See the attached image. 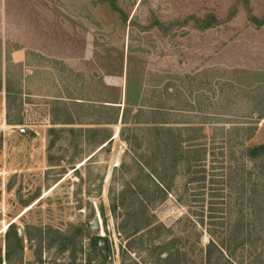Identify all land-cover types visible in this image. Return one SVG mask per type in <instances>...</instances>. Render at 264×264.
<instances>
[{"label":"rangeland","instance_id":"1","mask_svg":"<svg viewBox=\"0 0 264 264\" xmlns=\"http://www.w3.org/2000/svg\"><path fill=\"white\" fill-rule=\"evenodd\" d=\"M208 15L216 21L201 28ZM17 48L69 61H54L58 85L48 87L59 98L63 89L64 100L34 97L32 89L45 86L38 78L21 92L10 63ZM4 58L10 83L0 89V264H68L69 252L47 248L52 233L45 232L78 226L85 230L77 261L100 235L111 264H131L122 249L139 226L151 241L187 235L173 264H204L200 246L224 231L228 212L239 207L229 189L241 182V143L264 144V0H0V75ZM129 86L142 110L163 106L164 125L200 128L193 143L204 146L205 159L188 174L171 178L170 162L154 161L171 183L164 198L143 165L155 148L151 134L134 129L135 107L126 123H102L114 115L103 104L122 110ZM251 125L256 130L245 140ZM234 126L244 129L229 131ZM180 134L189 139L193 132ZM229 164L238 166L230 181ZM135 185L149 191L137 197ZM143 198L147 207L129 209ZM95 217L99 231L91 227ZM11 223L22 229L23 248L21 259L8 262ZM33 226L42 228L41 245ZM242 254L237 247L232 258ZM129 255L161 264L151 250Z\"/></svg>","mask_w":264,"mask_h":264},{"label":"trees","instance_id":"2","mask_svg":"<svg viewBox=\"0 0 264 264\" xmlns=\"http://www.w3.org/2000/svg\"><path fill=\"white\" fill-rule=\"evenodd\" d=\"M114 10H119L113 2H107ZM199 20V19H198ZM201 28H206L212 25L216 19L212 15L206 16L202 19ZM262 20L258 21L261 23ZM131 86L126 89V99L123 109L120 110V104L118 105H106L103 104V108H109L114 113L110 120H103L102 123H115L118 118H121L122 123H126L128 114L133 107H135L134 120L132 121L136 127V131H143L146 134H151L153 138L151 142L154 143V151L150 157H142L143 165L148 170V178L154 181V188L160 190L164 198L167 193L172 191L171 183L166 181L167 175L164 171H157L153 166L154 161L163 159L170 162V167L166 170L170 171V177H174L178 170L183 175L190 172L193 167V162L204 161L206 149L201 143H193L197 137L194 132L200 130L198 127H179L177 125H164L165 120L158 118L162 114L161 109L163 106L160 104L150 105L148 110H142L137 107L140 104V96L136 91L131 92ZM142 100V98H141ZM120 103V102H118ZM152 108V109H151ZM151 110V111H150ZM150 113V114H149ZM140 115H145V118L140 119ZM133 118V117H132ZM168 123V122H167ZM244 129L238 126L232 127L229 131H239ZM249 130V134L245 138L248 140L255 132L256 128L251 125L246 127ZM188 130L193 132V135L189 138H182L181 131ZM252 130V131H251ZM165 133V136H161V133ZM176 132V134H174ZM109 139L106 137L103 141L105 143ZM190 142V143H186ZM163 145V147H162ZM203 146V147H202ZM232 147V146H231ZM232 152V151H231ZM235 152V151H234ZM239 153V151H238ZM170 156V158L168 157ZM241 163H243V169L240 168L239 177L241 179L239 189H235L230 186L229 193L235 195L238 202V209L236 211L230 210L226 221H223L225 227L224 231L219 234H211L207 243L200 246L201 261L204 264H224L225 262H233L234 264H264V144L256 143L252 145H245L241 143L240 146ZM180 168V169H179ZM238 166L229 164L225 178L232 180V173L236 171ZM143 170V169H142ZM202 170H199L201 172ZM155 180H153V178ZM205 178V174L202 175ZM149 191V187L142 188L139 185H135L133 192L137 197L145 192ZM117 205L113 203L112 209L115 210ZM148 202L143 198L135 204L130 205L129 209L138 208V210L147 207ZM131 214V213H130ZM133 214H137V211ZM132 215V214H131ZM147 225H143L145 228ZM33 230H39V237H35L38 240L39 245L43 240L41 235L42 228L29 227ZM141 227H135L132 233L126 237L125 250L122 249L123 260L128 258L131 264H141L138 259L129 255V251L137 253L143 249L151 250L155 252L152 260L160 262L161 264H173V261L177 262V259L181 255L179 251L183 249V245L187 241V235L183 237L160 235L156 241H151L146 234H138ZM84 228L76 227L67 231H59L56 229H50L45 232V237L48 238L51 232V242L47 244V248L55 246L60 252L68 251V264H111V247L108 240L104 236L97 235L90 245V253L82 260H78V252L82 249L81 235ZM145 236V239L143 238ZM200 234L197 236V242L200 244ZM33 237H29L32 239ZM18 235L17 229H14V224L11 223L6 230V259L8 262L12 256L21 259L22 255V240ZM102 240V242L100 241ZM99 244L97 245V243ZM237 247H240L244 254L237 260L232 258L234 251ZM41 252V249L39 248ZM94 261V262H93ZM1 262V256H0ZM78 262V263H77Z\"/></svg>","mask_w":264,"mask_h":264},{"label":"crops","instance_id":"3","mask_svg":"<svg viewBox=\"0 0 264 264\" xmlns=\"http://www.w3.org/2000/svg\"><path fill=\"white\" fill-rule=\"evenodd\" d=\"M11 56L12 57L10 63H13V66L17 69V75L19 76V85L23 94L26 91V80L31 78H38L40 79L41 84L45 86L37 89H32L31 92L34 93V97H36L37 99L50 100L65 99V97L63 96V89L61 91L62 96L59 98L58 96H55L52 91L49 90L50 88L48 87H51V85H58L57 73L55 72V62L58 61L61 63L62 66L64 64L68 66L69 61L67 59H64L62 57L61 59L56 58L55 60L54 57H51L50 55H48L47 53H43L42 51L36 50L34 52H28L26 49L23 48L14 49L11 53ZM8 65L4 58L1 66L0 75V89H2L3 87V90L10 83ZM61 84L63 87L64 81L63 83L61 81Z\"/></svg>","mask_w":264,"mask_h":264},{"label":"water","instance_id":"4","mask_svg":"<svg viewBox=\"0 0 264 264\" xmlns=\"http://www.w3.org/2000/svg\"><path fill=\"white\" fill-rule=\"evenodd\" d=\"M91 227H92V229L97 230V231H99L101 229L99 217L94 218V220L91 222ZM17 232H18L19 236L22 235V229L21 228H17ZM100 241L102 242V240H100ZM98 244H99V242L97 243V245Z\"/></svg>","mask_w":264,"mask_h":264},{"label":"bare ground","instance_id":"5","mask_svg":"<svg viewBox=\"0 0 264 264\" xmlns=\"http://www.w3.org/2000/svg\"><path fill=\"white\" fill-rule=\"evenodd\" d=\"M6 228V227H5Z\"/></svg>","mask_w":264,"mask_h":264}]
</instances>
